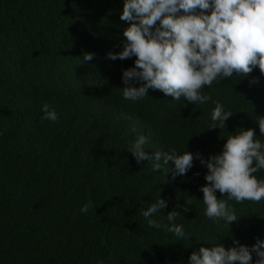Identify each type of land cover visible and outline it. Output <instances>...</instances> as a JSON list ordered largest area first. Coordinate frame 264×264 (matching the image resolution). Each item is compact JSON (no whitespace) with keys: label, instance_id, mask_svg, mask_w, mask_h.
Returning <instances> with one entry per match:
<instances>
[{"label":"trees","instance_id":"trees-1","mask_svg":"<svg viewBox=\"0 0 264 264\" xmlns=\"http://www.w3.org/2000/svg\"><path fill=\"white\" fill-rule=\"evenodd\" d=\"M124 2L0 0V264H188L201 247L264 241V200L233 198L239 218L224 228L205 216L200 188L208 183L207 167L198 159L173 179L129 152L145 133L149 155L188 148L207 160L243 126L264 145V74L255 67L213 81L202 89L211 96L204 104L179 102L158 89L124 100L122 71L137 58H108L123 51L124 32L138 23L120 19ZM209 4L194 11L210 14ZM187 14L181 10L176 18ZM87 53L94 54L91 61L83 60ZM214 101L233 113L224 129L210 130ZM45 103L56 122L41 120ZM252 175L264 181V170ZM159 198L167 207L153 218L167 224L162 216L178 211L183 219L175 223L186 238L147 225L141 210ZM88 201L93 210L83 214Z\"/></svg>","mask_w":264,"mask_h":264},{"label":"clouds","instance_id":"clouds-1","mask_svg":"<svg viewBox=\"0 0 264 264\" xmlns=\"http://www.w3.org/2000/svg\"><path fill=\"white\" fill-rule=\"evenodd\" d=\"M209 7V0H125L120 19L138 23H132L124 32L129 43L124 45L123 51L108 54L113 61H123L132 56L137 58L133 67L122 71L124 100L136 102L145 98L149 89H158L176 101L183 97L190 103L204 104L211 100V96L202 89L212 85L213 81L220 83L232 77L233 72L249 74L255 67L264 74V0H212L210 14L194 11ZM181 10L191 14L176 18ZM157 21L160 25L153 28ZM93 58L92 53L83 56L84 61ZM257 82L255 79L250 81ZM134 84L140 86L134 87ZM214 103L210 130L224 129L225 122L233 113L226 111L220 102ZM41 111L42 121L58 120L56 111L47 103L42 105ZM259 129L264 134V122L259 123ZM234 132L235 136L227 138L223 151L210 155L207 160L199 153L192 154L188 148L176 151L166 147L168 150L149 155L152 140L145 133L136 139L129 152L137 163L147 160L153 171L170 172L173 179L186 175L193 166V160L198 159L202 166L207 167L204 179L208 183L200 188L206 206L205 216L215 218L214 223L228 229L239 218L229 201L233 198L237 202L264 200V181L258 182L252 175L264 170V145L259 139L254 141L252 129L245 131L243 126ZM254 160L256 164L253 167ZM169 161L172 162L171 169ZM217 190L227 193V196L218 200ZM192 203L193 198L185 201V213ZM166 207L167 202L159 198L147 210L142 209L141 215L149 227L163 228L178 240L186 238L184 226L175 223L183 219L178 211L162 216L167 224L153 218ZM90 210H93V205L88 201L79 211L87 214ZM233 243L236 246L227 250L219 245L201 247L191 253L188 264H252V253L257 256L254 264H264V241L257 239L251 248L235 240Z\"/></svg>","mask_w":264,"mask_h":264}]
</instances>
